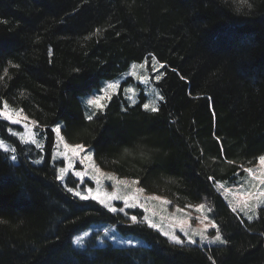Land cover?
Masks as SVG:
<instances>
[{"label": "trees", "instance_id": "1", "mask_svg": "<svg viewBox=\"0 0 264 264\" xmlns=\"http://www.w3.org/2000/svg\"><path fill=\"white\" fill-rule=\"evenodd\" d=\"M249 3L0 0V106L36 121L43 145L21 143L0 118V139L18 148L16 161L0 149V264H264V212L240 217L208 179L238 184L264 154V0ZM151 56L166 66L160 110L120 89L89 121L86 97ZM57 125L102 170L178 206L207 202L228 243L175 244L68 193L52 161ZM95 223L145 244L74 248L72 236Z\"/></svg>", "mask_w": 264, "mask_h": 264}, {"label": "snow or ice", "instance_id": "2", "mask_svg": "<svg viewBox=\"0 0 264 264\" xmlns=\"http://www.w3.org/2000/svg\"><path fill=\"white\" fill-rule=\"evenodd\" d=\"M240 6H247L248 8H251L252 5L249 3V0H239ZM239 10V8H238ZM100 30L97 29V33ZM95 34V33H94ZM9 64L12 67H19L18 65H12L11 62ZM151 67V70L156 73L155 79L157 81L161 80L162 76L164 75V72L160 71V69H166L165 64L161 63L155 56H151L150 61L145 60L144 63L137 65L132 64L133 71L131 72V76L137 77L138 80H140L143 84L147 85L150 83V77L149 75H142L138 76L137 72L134 71L137 67L141 69H145L146 65H149ZM158 66V67H157ZM175 71V69H173ZM5 76L8 75L7 70H5L4 73ZM183 78V77H181ZM2 79V77H0ZM116 84H109L106 89H104L105 96H95L93 99H89L87 103L89 105L95 106L97 109L102 108L103 105L100 103V101L104 98H110L107 97L108 89L115 88ZM128 92H134V89L132 87H129L126 89ZM150 95H153L155 99L150 100L149 102H142V108L146 111H151L153 113L158 112L159 106L157 104V100L163 101L165 97L157 90L152 89L150 92ZM129 99L132 101L133 104L136 103V99L134 97H129ZM9 105L5 101L3 103V110H0V117H4L5 120L10 121L13 125L20 124L21 120L12 119V113L9 112ZM94 114H90L87 116V119L91 121L93 119ZM25 120H27V117H24ZM32 124L35 125L36 121H32ZM25 131H14L11 128L8 129L10 135L12 137H17L19 141L23 142L24 144H31L37 149H40L43 147V145L40 143V140L37 138L38 136L42 135V133H37L32 130V128L29 127L28 124L24 125ZM53 131L56 132L57 136H60L61 129L59 126L53 129ZM61 142H64V137L60 136ZM64 149L67 151H70L72 153V159H69L67 167L63 166V160L60 161L61 166L59 167L58 174L56 176V179L58 181H61L63 183L64 188L68 193H71L74 197L79 198L81 201H98L100 205H102L107 212L109 213H123L125 217H128V219L133 223L138 222V216L135 214L129 215L128 209H136L137 207L143 209L144 212H148V208L145 207V203L149 200H156L161 201L162 198L157 195L147 196L144 198L143 201L140 199V194H143L145 189L143 187H136L140 182L138 180H127V179H119L114 174H105L101 171V169L95 165L91 166V174L88 171L84 170H75V166L72 163L73 159L79 158V164L83 165L85 161H91L94 159L93 153L91 149L87 148L85 144H75L70 145L69 143L64 142L63 143ZM0 149H3L5 153H11V160L16 161L18 159L17 152L18 148L16 146H13L12 143L6 142L4 139H0ZM127 151V150H125ZM61 156H65V153H60ZM259 164L261 166H264V154L260 155L258 158ZM41 162L40 159H37L34 161V163L39 164ZM228 163H233L232 161H229ZM243 171L245 173H248L250 176H252L255 180L259 181V186L253 185V187H256V191L253 192L250 189L245 190L243 193L246 197L250 198L254 202H249V199H245L242 203L239 204H233L231 201H229V206L231 207V210L236 212H242L245 216H247L248 220H252L253 216L256 215L257 209H260V211L264 212V199H261V197H264V177H258L255 174L253 167H246L243 168ZM264 171V169H262ZM74 177V178H73ZM209 180L214 181V183L217 186V190L223 189V193L225 194V198L227 199V193L231 192L230 188H226L225 184L221 181L215 180L213 176L208 177ZM69 180L72 181L71 186H69ZM105 181V184L102 185L101 181ZM111 182V183H108ZM243 187V185H241ZM111 189V190H109ZM131 190V193H129L128 190ZM119 201L122 202V206H116L113 202ZM162 203L169 204L170 201L163 199ZM189 207H192L191 205ZM195 210L197 212H200L205 208V204L201 203L198 205H195ZM176 211L182 212L183 209L177 208ZM211 211V209H209ZM249 212H251L253 215H249ZM197 219H200L197 217ZM143 220L146 222L147 226L149 228L158 229L159 225L157 223H154L152 219L145 215L143 216ZM207 220V223L205 224L204 221ZM0 223H4V221H0ZM186 221H183L179 225V231L183 234V236L186 238L188 244H197L199 243H208V244H227L228 241L222 236L221 230L219 225L216 223L214 219H209L208 217H204V219L200 220V223L203 224V228H194L191 230H188L184 227V224ZM215 229V234L210 235L209 229ZM163 232V235L166 237H169L174 243L176 244H184L185 240L181 238L180 235H177L175 233H172L170 235L169 231L160 229ZM90 235L89 231H83L82 235H75L72 243L75 244L78 247H83L86 245V238H88ZM196 237L199 238V241L196 239ZM95 239L99 240L100 244H104L106 241H112L118 245H132L133 240L132 239H124L117 234L116 226L114 224H109L108 227H105L103 229V236L101 237L99 233H96ZM211 260L212 257H209ZM214 264V262H213Z\"/></svg>", "mask_w": 264, "mask_h": 264}, {"label": "rangeland", "instance_id": "3", "mask_svg": "<svg viewBox=\"0 0 264 264\" xmlns=\"http://www.w3.org/2000/svg\"><path fill=\"white\" fill-rule=\"evenodd\" d=\"M145 60H147V59H145ZM145 60H143L142 62L132 63V64L140 65V64L144 63ZM148 60L150 61V59H148ZM132 64L130 65L129 69L126 72H124L123 74H121L120 76H118V78H116L115 80H112V81L105 82L97 93L88 95L86 97V99H85V105H86L87 110H88L87 116L90 115V114H92V113H94L95 111H97L99 109H102L104 107L106 101L109 98H104V99H102L100 101V103L103 105V107L102 108H99V109H97L93 105H89L87 103V101L89 99H93L95 96L104 97L105 96L104 89H106L109 84H116L117 86L115 88L108 89L107 97H110L113 94H116L121 89L123 95L129 100V103H131V104H133V103L129 99V97H134L136 99V102H137L139 100L138 96H139V94L141 92L145 96V99L147 100V101L145 100V102H149L150 100L155 99V97L153 95H150V92H151L152 89H157L158 90V88L156 87V83L158 81L155 79L156 73L151 70L150 64L149 65H146L145 66V69H141V68L137 67L134 70V71L137 72V75L138 76L149 75V77H150V83L147 84V85H145L140 80H138L137 77L131 76V72L133 71ZM129 87H132L134 89V92H128V91H126V89L129 88ZM156 102L158 104L159 103V100H157ZM0 110H3V104L0 106ZM8 110H9L10 113L13 114L12 115V119L13 120H16V119L21 120V123L20 124L13 125L10 121L5 120L4 117H0L1 119L7 121L9 124H11L14 127V128H11L12 130L23 132V131H25L24 125L25 124H28L29 127L32 128V130L36 132V125H33L32 124V120L29 119L22 112L21 109L14 108V107H11L9 105V109ZM24 117H27V120H25ZM57 126L60 127V125H57ZM57 126H55L54 128H56ZM60 136H63L62 133H60ZM60 136H57V134L55 132V142H54V146H53V150H52V161L59 163V165L57 167V174H58L59 167L61 166L60 161L63 160V162H64L63 163V166L67 167L68 162H69V159H72V153L70 151L65 150L64 149V146H63V143L64 142H66V143H68V142L65 139H64V142H61ZM37 138L39 139V136ZM21 143H23V142H21ZM28 145H31V144H28ZM70 145H75V144H70ZM60 153H65V156H61ZM72 163L75 166V170L88 171L90 174H91V166L92 165L97 166V164H96V162H95L94 159L91 160V161H85V163L83 165H80L79 164V158L78 157L76 159H73L72 160ZM251 167L254 168V171H255L256 176H258V177H264V171H262V169H264V166H261L259 164V161L258 160ZM101 171L103 173H105V174H113L111 172H108V171H105V170H102V169H101ZM117 178H119V177L117 176ZM119 179H125V178H119ZM127 180L131 181L130 179H127ZM108 183H111V182H108ZM101 184L104 185L105 184V181L102 180L101 181ZM241 185H243V187H241ZM253 185L259 186V181L258 180H255L248 173H245L244 177L239 181L238 184H232V185L225 184V187L226 188H230L231 189V192H228L226 194L227 195V199L225 198V194L223 193V189H221L219 191L217 190V191L222 195V197L224 198V200L227 202L228 205H229V201H231L233 204H239V203H242L245 199H249V202H254L253 200H251L250 198L246 197L243 194L245 192V190H248V189H250L251 191L255 192L257 189H256V187H253ZM136 187H140L139 184L136 185ZM215 188L217 189V186L216 185H215ZM109 190H111V189H109ZM128 191H129V193H131V190L130 189ZM152 195H155V194H150V193H147V192L144 191L143 194H140V199H141V201H143L145 197L152 196ZM157 196H159V195H157ZM160 197L162 198V200L163 199H166V200L170 201L168 198H166L164 196H160ZM261 199H264V197H261ZM162 200L161 201H156V200H149V201H147L145 203V207L148 208V212H144L143 209H141L139 207H137L136 209H128L127 211L129 212V215H132V214H135L136 215L135 210L140 211L141 214H142V216L139 217L138 214H137V216H138V219H141V221H143L144 223H146V222L143 220V216H145V215L149 216L154 223H157L159 225V228L158 229H154V230L158 231L162 235H163V232L160 229H164V230L169 231L170 235L172 233H175L177 235H180L181 238L185 240V243L184 244H188V243H187L186 238L179 231V225H180L181 222L186 221V223L184 224V227L186 229H188V230H191V229H194V228H197V229L198 228H203L204 225L200 223V220L201 219H204V217H208L209 219H211L210 216H209V214H210V211H209L210 207H209V205H208L207 202H202L203 204H205V208L203 210H201L200 212H197L195 210V207H194L195 205H191L192 207H189L190 205L178 206V205L173 204L171 201H170L169 204H164V203H162ZM95 202H97L99 204L98 201H95ZM113 203L116 206H122V202L115 201ZM177 208H181V209H183V211L182 212H178V211H176ZM120 214H122L124 216L123 213H120ZM236 214L240 215V217L241 216L242 217L243 216L244 217H247L242 212H236ZM249 215H253V214L251 212H249ZM254 216H256V215H254ZM197 217H199L200 219H197ZM126 218L128 219V217H126ZM204 223L206 224L207 223V220H205ZM108 226H109V224H107V223H95V224L89 225L85 229H82V230L78 231L71 238V244H72V246L74 248H84L85 247V246L78 247V246H76L75 244L72 243L75 235H78V234L79 235H82L83 231H89V233H90L89 237L86 238V244L88 242H92L94 244V246H96V247H104V246H107V245H112L114 247H119V248H132V247L142 246V245L145 244L138 237H135V236H132V235L123 236L120 233H118V231H117L118 236H120V237H122L124 239H132L133 240V244L132 245H127V244L118 245V244H116V243H114L112 241H106L104 244H100L99 240L95 239V235H96V233H99L100 236L102 237L103 236V229L105 227H108ZM209 234L210 235H214L215 234V229H211L210 228L209 229ZM164 237H166V236H164ZM166 238L170 242H173L169 237H166ZM196 239L199 241V238L198 237H196ZM197 244L200 245V246H210V245H214V244L199 243V242ZM215 244H219V243H215Z\"/></svg>", "mask_w": 264, "mask_h": 264}]
</instances>
